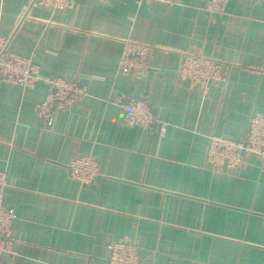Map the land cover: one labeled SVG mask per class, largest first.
<instances>
[{"label": "crops", "instance_id": "0c3cea01", "mask_svg": "<svg viewBox=\"0 0 264 264\" xmlns=\"http://www.w3.org/2000/svg\"><path fill=\"white\" fill-rule=\"evenodd\" d=\"M204 4L0 0L7 51L39 77L25 89L0 79L2 202L16 215L0 264H106L113 242L134 244L141 264H264V165L206 162L212 136L242 141L264 112V0H229L221 15ZM125 40L150 48L141 72H119ZM185 54L219 61L223 80L188 89ZM56 78L84 94L48 128L37 110ZM124 98L145 99L155 124H126ZM79 155L98 164L88 185L69 176Z\"/></svg>", "mask_w": 264, "mask_h": 264}, {"label": "built area", "instance_id": "2783aa9c", "mask_svg": "<svg viewBox=\"0 0 264 264\" xmlns=\"http://www.w3.org/2000/svg\"><path fill=\"white\" fill-rule=\"evenodd\" d=\"M72 1L36 0L39 6L52 11H62L68 8ZM148 49L142 44L127 42L126 49L120 58L121 73L127 75L135 70L143 69ZM180 71L183 78L185 74L190 75L192 80L205 78V86L215 77L218 79L220 73L219 66L215 62L190 55L184 57L183 68ZM0 79L22 89L33 87L39 79L38 67L30 59L10 54L7 51L6 41L1 35ZM46 83L48 91L45 100L38 107L37 114L43 124L49 128L56 114L72 107L84 94V88L76 81L65 78L51 79ZM119 106L123 112L124 121L128 125L149 128L156 122L155 115L145 99L124 98ZM164 130L165 126H162L161 132L163 133ZM250 156L256 158L261 166L264 165V112L249 118L247 131L242 141L234 142L219 136H212L209 139L206 162L211 167L234 169L244 164L246 158ZM68 170L72 180L81 185H88L98 174V164L89 155H79L71 160ZM5 186L6 178L0 174V260L12 255V223L16 219L14 211L3 205L2 190ZM106 264L141 263L134 244L113 242L107 247Z\"/></svg>", "mask_w": 264, "mask_h": 264}, {"label": "rangeland", "instance_id": "374dc122", "mask_svg": "<svg viewBox=\"0 0 264 264\" xmlns=\"http://www.w3.org/2000/svg\"><path fill=\"white\" fill-rule=\"evenodd\" d=\"M228 1L229 0H205L204 11L206 13H208V14L221 15L225 11ZM143 2H146V3H148V2H156V3H160V4H163V5H166V6H174L177 3V0H160L159 2L156 1V0H135V4L138 5V6H140ZM127 42H131L132 44L133 43H137V42H134V41H131V40H125L124 44H123V48H122L121 54H120V58H121V55L123 54V52L126 49ZM139 44H141V43H139ZM142 45H144V44H142ZM144 46H146V45H144ZM124 47H125V49H124ZM146 47H148V46H146ZM149 52H150V48L148 49L147 54ZM186 55L196 56V57H203V58H205L207 60H210V62H215L216 64H218L219 69H220L219 78L217 79L215 77V79L212 80L210 83H208L206 86H205V82H204L206 79L203 78V77H200L198 80H192L190 75L185 74V76L183 78L180 70L183 68V61H184V57ZM146 59H147V55L145 56V59H144V68H146ZM184 65L186 66V62H185ZM118 69H119V72L121 73L122 70L120 69V59H119V68ZM143 69L135 70V71H133V73L141 72ZM185 70H186V67H185ZM187 70H190V69L187 68ZM130 74H132V73H130ZM123 75H126V74H123ZM178 75H179L180 80H182V82H184L186 84L188 89L199 91V92H202V93H205L206 90L209 88V86L212 85L213 83H218V82H221L223 80L221 66H220L219 61H216V60L204 57V56H200V55L198 56V55H195V54H185L182 57L181 62H180L179 67H178ZM193 86H195V87H193ZM12 255H13V250H12Z\"/></svg>", "mask_w": 264, "mask_h": 264}]
</instances>
